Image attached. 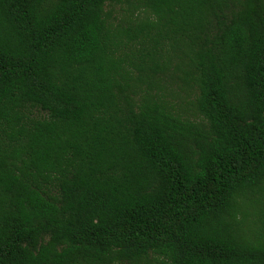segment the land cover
I'll return each mask as SVG.
<instances>
[{
    "label": "trees",
    "instance_id": "obj_1",
    "mask_svg": "<svg viewBox=\"0 0 264 264\" xmlns=\"http://www.w3.org/2000/svg\"><path fill=\"white\" fill-rule=\"evenodd\" d=\"M0 264H264V0H0Z\"/></svg>",
    "mask_w": 264,
    "mask_h": 264
},
{
    "label": "rangeland",
    "instance_id": "obj_2",
    "mask_svg": "<svg viewBox=\"0 0 264 264\" xmlns=\"http://www.w3.org/2000/svg\"><path fill=\"white\" fill-rule=\"evenodd\" d=\"M122 12L121 6L116 5L114 7V14L119 15Z\"/></svg>",
    "mask_w": 264,
    "mask_h": 264
}]
</instances>
